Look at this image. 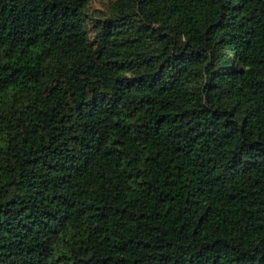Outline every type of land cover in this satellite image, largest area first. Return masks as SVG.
<instances>
[{"label":"trees","instance_id":"obj_1","mask_svg":"<svg viewBox=\"0 0 264 264\" xmlns=\"http://www.w3.org/2000/svg\"><path fill=\"white\" fill-rule=\"evenodd\" d=\"M0 0V264H264V0Z\"/></svg>","mask_w":264,"mask_h":264},{"label":"rangeland","instance_id":"obj_2","mask_svg":"<svg viewBox=\"0 0 264 264\" xmlns=\"http://www.w3.org/2000/svg\"><path fill=\"white\" fill-rule=\"evenodd\" d=\"M107 0H91L89 3V10L94 11V10H99L102 11L104 9V4H106Z\"/></svg>","mask_w":264,"mask_h":264}]
</instances>
